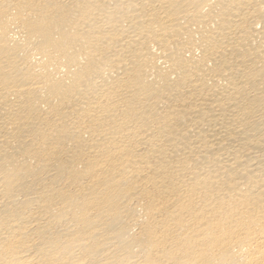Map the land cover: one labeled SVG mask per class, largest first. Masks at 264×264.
Wrapping results in <instances>:
<instances>
[{"label":"bare ground","instance_id":"6f19581e","mask_svg":"<svg viewBox=\"0 0 264 264\" xmlns=\"http://www.w3.org/2000/svg\"><path fill=\"white\" fill-rule=\"evenodd\" d=\"M0 264H264V0H0Z\"/></svg>","mask_w":264,"mask_h":264}]
</instances>
